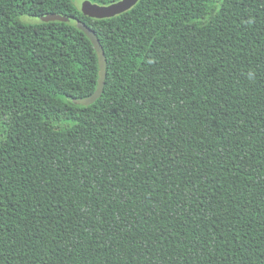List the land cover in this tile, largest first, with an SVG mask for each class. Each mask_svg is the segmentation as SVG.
Segmentation results:
<instances>
[{"label": "trees", "instance_id": "obj_1", "mask_svg": "<svg viewBox=\"0 0 264 264\" xmlns=\"http://www.w3.org/2000/svg\"><path fill=\"white\" fill-rule=\"evenodd\" d=\"M0 264H264V0H0Z\"/></svg>", "mask_w": 264, "mask_h": 264}, {"label": "water", "instance_id": "obj_2", "mask_svg": "<svg viewBox=\"0 0 264 264\" xmlns=\"http://www.w3.org/2000/svg\"><path fill=\"white\" fill-rule=\"evenodd\" d=\"M139 0H118L109 4H98L90 0H84L81 5L83 15L92 18H110L122 14L131 9ZM43 22L49 21H63L68 22L69 17L57 13H49L39 18ZM76 27L82 30L86 36L91 40L98 58V80L94 92L86 97L73 98L72 101L78 105H90L94 103L102 94L106 78V56L104 49L100 44L98 37L91 27L87 26L81 21H76Z\"/></svg>", "mask_w": 264, "mask_h": 264}, {"label": "rangeland", "instance_id": "obj_3", "mask_svg": "<svg viewBox=\"0 0 264 264\" xmlns=\"http://www.w3.org/2000/svg\"><path fill=\"white\" fill-rule=\"evenodd\" d=\"M75 5L78 7V8H81V5L83 3L84 0H73ZM21 19L27 23H35L37 21H39V18H36V17H32V16H28V15H23L21 17Z\"/></svg>", "mask_w": 264, "mask_h": 264}]
</instances>
